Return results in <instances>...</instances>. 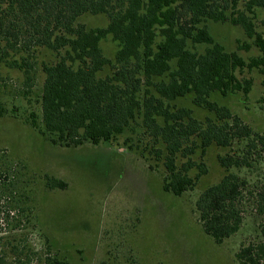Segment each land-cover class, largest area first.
Returning a JSON list of instances; mask_svg holds the SVG:
<instances>
[{
  "label": "trees",
  "instance_id": "trees-1",
  "mask_svg": "<svg viewBox=\"0 0 264 264\" xmlns=\"http://www.w3.org/2000/svg\"><path fill=\"white\" fill-rule=\"evenodd\" d=\"M259 10H264V0H0V68L9 63L28 75L29 57L43 49L55 55L54 63L42 64L40 123L34 114L29 119L53 146L114 142L141 116L154 157L164 167L163 190L175 197L194 190L207 174L206 164L193 160L198 151L204 157L213 145L229 148L235 140H246L242 155L218 156L226 175L205 189L194 205L203 232L221 245L241 229L248 196L264 216V176L250 187L230 171L249 167L248 156L257 147L264 151V134L254 132L218 101L250 94L253 80L242 76L245 70L264 75V36L255 23ZM85 14L105 15L108 24L88 29L77 23ZM208 22L241 29L259 55L245 60L239 51H226L210 33ZM108 37L117 44L112 59L100 46ZM241 47L248 50L251 45ZM188 96L212 117L200 120L193 109L173 105ZM5 113L0 107V117ZM9 174L0 171L5 180ZM46 181L50 189L66 186L53 178ZM13 195L10 191L9 197ZM25 197L24 191L18 196ZM21 199L13 210L25 205ZM25 208L32 226L37 217L32 208ZM261 235L264 239V225ZM7 243L14 255L9 264H30L26 247ZM236 260L264 264V241L242 246ZM39 264L69 262L49 253Z\"/></svg>",
  "mask_w": 264,
  "mask_h": 264
},
{
  "label": "rangeland",
  "instance_id": "rangeland-1",
  "mask_svg": "<svg viewBox=\"0 0 264 264\" xmlns=\"http://www.w3.org/2000/svg\"><path fill=\"white\" fill-rule=\"evenodd\" d=\"M257 15L256 27L264 36V10ZM77 23L88 29L105 28L108 19L85 14ZM207 26L226 51H239L245 60L259 55L241 29L228 23L208 22ZM243 44L251 48L241 47ZM100 46L105 57H114L117 44L110 37ZM55 61V55L43 49L29 57L32 68L26 67L28 75L19 67H8L9 63L0 68V107L6 110L0 117V171L10 173L9 180L0 175V258L4 264L14 257L7 243L10 241L26 247L30 264H39L49 253L58 254L69 264H239L236 254L242 246L264 241V216L255 211L254 199L249 196L241 229L221 245L203 232L194 212L199 195L226 175L218 156L242 155L246 140H235L229 148L213 145L204 157L198 151L193 160L203 161L207 174L182 197L163 190L164 167L154 157L141 116L111 143L64 148L46 141L29 119L34 114L37 117L33 119L40 123L42 64ZM9 62L13 64V59ZM242 76L253 80L250 94L218 101L254 132L264 134V75L245 70ZM173 105L193 109L200 120L212 117L192 104V96ZM248 157L249 167H232L230 171L254 187L264 176L262 147ZM196 174V169L191 171L192 176ZM47 178L66 186L50 189ZM10 191L15 198L9 197ZM22 191L28 197L18 198ZM19 199L26 202L21 210L29 206L32 216L37 217L32 226L27 220L28 210H13Z\"/></svg>",
  "mask_w": 264,
  "mask_h": 264
}]
</instances>
